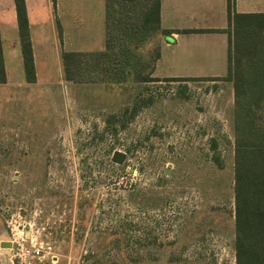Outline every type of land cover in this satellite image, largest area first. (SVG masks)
<instances>
[{"label": "rangeland", "instance_id": "1", "mask_svg": "<svg viewBox=\"0 0 264 264\" xmlns=\"http://www.w3.org/2000/svg\"><path fill=\"white\" fill-rule=\"evenodd\" d=\"M55 3L64 51L77 37L95 52L66 81L51 49L39 85L0 91V264H235L234 143L246 122L264 134V96L244 116L231 76L155 77L154 0H105V26L103 0ZM260 34L232 68L264 60ZM38 244L41 258L14 257Z\"/></svg>", "mask_w": 264, "mask_h": 264}, {"label": "crops", "instance_id": "2", "mask_svg": "<svg viewBox=\"0 0 264 264\" xmlns=\"http://www.w3.org/2000/svg\"><path fill=\"white\" fill-rule=\"evenodd\" d=\"M55 2L24 0L35 74V82L29 83L25 79L14 0H0V45L5 74V81L0 83L1 92L39 85L42 76H48L46 59L51 49L60 58L61 75L64 53L95 52L78 49L81 38L77 37L74 39L75 49L64 51L65 30L59 29L52 16ZM103 4L104 7L96 8V13L105 26V0ZM232 11L236 14H264V0H233ZM158 18L161 37L159 57L153 64L155 77L188 80L224 78L227 75V0H159ZM163 31H168L169 35L164 37ZM25 238H28L27 233Z\"/></svg>", "mask_w": 264, "mask_h": 264}, {"label": "trees", "instance_id": "3", "mask_svg": "<svg viewBox=\"0 0 264 264\" xmlns=\"http://www.w3.org/2000/svg\"><path fill=\"white\" fill-rule=\"evenodd\" d=\"M132 2L134 0H123ZM233 0H227L228 16V72L226 77H233V91L235 103L242 106L240 96H248L244 116L251 112L249 107H257L264 96V60L252 62L247 70L242 68L241 59H236L231 67L232 49L247 50L254 45L251 42L252 32L259 35L264 31V14H236L232 11ZM20 47L23 58L25 79L29 83L35 82L31 44L28 33V24L24 0H14ZM144 12L143 25L150 23L158 31L159 0H154L153 8ZM109 7L106 4V23L109 21ZM164 37L169 35L163 31ZM256 41L257 36L253 37ZM81 53L67 52L62 55L64 79L70 81L69 63L76 60ZM159 57L156 54L154 61ZM77 64V63H76ZM255 64H259L256 66ZM68 73V74H67ZM5 81L2 52L0 45V83ZM141 81H152L143 78ZM158 81V80H155ZM164 81H187L166 79ZM253 105V106H252ZM242 116L237 115V119ZM249 126V122H246ZM246 127L241 136H236L234 143L233 166V198H234V258L235 264H264V134L250 127ZM119 156V153L115 154ZM122 157V156H120ZM118 161L121 158H115ZM115 161V160H114Z\"/></svg>", "mask_w": 264, "mask_h": 264}, {"label": "built area", "instance_id": "4", "mask_svg": "<svg viewBox=\"0 0 264 264\" xmlns=\"http://www.w3.org/2000/svg\"><path fill=\"white\" fill-rule=\"evenodd\" d=\"M17 247L19 248H15L16 253L14 254V257L19 261H22L26 258H41L43 256L44 249H49L48 247H44L42 244H38L37 246L33 245L29 248H25L21 245Z\"/></svg>", "mask_w": 264, "mask_h": 264}, {"label": "water", "instance_id": "5", "mask_svg": "<svg viewBox=\"0 0 264 264\" xmlns=\"http://www.w3.org/2000/svg\"><path fill=\"white\" fill-rule=\"evenodd\" d=\"M165 174H170L169 170H165ZM1 248H10L11 247V243L9 241H2L0 244Z\"/></svg>", "mask_w": 264, "mask_h": 264}]
</instances>
